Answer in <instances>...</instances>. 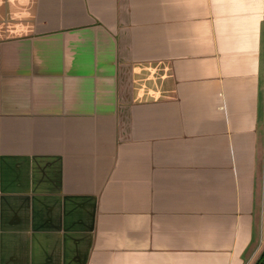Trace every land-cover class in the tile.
<instances>
[{"label":"crops","instance_id":"0c3cea01","mask_svg":"<svg viewBox=\"0 0 264 264\" xmlns=\"http://www.w3.org/2000/svg\"><path fill=\"white\" fill-rule=\"evenodd\" d=\"M263 222L264 0H0V264H253Z\"/></svg>","mask_w":264,"mask_h":264},{"label":"rangeland","instance_id":"374dc122","mask_svg":"<svg viewBox=\"0 0 264 264\" xmlns=\"http://www.w3.org/2000/svg\"><path fill=\"white\" fill-rule=\"evenodd\" d=\"M258 239H260V242L258 241L259 242V248L257 250V256L260 255L262 249L264 248V222H263V228H262V231H261V236L259 235Z\"/></svg>","mask_w":264,"mask_h":264},{"label":"trees","instance_id":"16d2710c","mask_svg":"<svg viewBox=\"0 0 264 264\" xmlns=\"http://www.w3.org/2000/svg\"><path fill=\"white\" fill-rule=\"evenodd\" d=\"M255 264H264V248L262 250V253H261L259 259L256 261Z\"/></svg>","mask_w":264,"mask_h":264},{"label":"flooded vegetation","instance_id":"af4514ba","mask_svg":"<svg viewBox=\"0 0 264 264\" xmlns=\"http://www.w3.org/2000/svg\"><path fill=\"white\" fill-rule=\"evenodd\" d=\"M262 250H263V249H262ZM261 253H262V251H261ZM261 253H260V255H261ZM260 255L256 257V260L254 261V263H253V264H255V263H256V261L259 259Z\"/></svg>","mask_w":264,"mask_h":264}]
</instances>
